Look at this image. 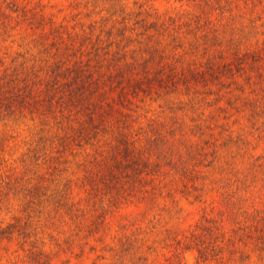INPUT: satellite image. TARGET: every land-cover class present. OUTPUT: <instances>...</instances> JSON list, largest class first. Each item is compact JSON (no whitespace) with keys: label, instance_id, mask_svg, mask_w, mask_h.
<instances>
[{"label":"clouds","instance_id":"obj_1","mask_svg":"<svg viewBox=\"0 0 264 264\" xmlns=\"http://www.w3.org/2000/svg\"><path fill=\"white\" fill-rule=\"evenodd\" d=\"M23 2L54 21L40 30L44 32L61 24L79 32L81 22L85 27L94 22L97 34L102 35L101 27L119 28L123 20L129 26L126 36L133 40L130 49L140 47L142 41L152 36L153 42L159 40L167 47L168 62L179 67L206 63L203 37L212 29L219 30V41L210 51L224 53L225 62L232 60L233 53L244 55L264 48V2ZM137 20L156 23L159 31H145L143 25L136 24ZM30 33L26 23L21 25L3 47L14 52L22 37H27L25 44L33 38ZM194 42L201 47L194 49ZM248 75L253 77L252 81H246ZM222 80L223 84L217 81L208 85L178 81L166 91L132 98L131 138L143 157L158 167L153 170L150 166L135 185L125 184L116 197L93 193L83 184L75 187L70 201L81 213L79 216L74 217L63 208L41 206L33 221L35 234L27 242L19 235L4 241L0 264H26L33 240L39 241L46 252H60L54 264H61L65 258L71 259L72 264H136L144 256L148 258L147 264H241L242 253L246 256L243 264H264V242L260 240L264 237V115L250 118L251 109L245 106L248 100H257L264 106V85L257 83L252 71ZM37 123L35 117H27L0 125L10 135L3 168L5 177L10 179L6 187L0 188V221L4 225L14 223L16 217L24 214L23 202L12 185L21 175L17 158ZM158 135L162 142L153 147L152 141ZM229 137L243 139L239 145L226 144ZM70 156L73 164L69 174L79 180L85 170L82 154ZM98 212L103 213V223L89 236L83 227ZM208 228L211 233L206 231ZM68 236L85 245L82 257L76 258L78 247L62 251L58 246ZM128 238L135 242V247L121 256L120 241ZM93 245L95 251H91Z\"/></svg>","mask_w":264,"mask_h":264},{"label":"rangeland","instance_id":"obj_2","mask_svg":"<svg viewBox=\"0 0 264 264\" xmlns=\"http://www.w3.org/2000/svg\"><path fill=\"white\" fill-rule=\"evenodd\" d=\"M89 1L90 0H87V2ZM18 2L21 5H27L23 0H18ZM77 6L79 5L77 4ZM85 6H87V4ZM87 15L90 16L91 13H88ZM73 19H75V17H73ZM42 24L43 25L37 29L31 28L28 25V29L31 30L30 34L33 38L25 44L23 43V40L27 39V37H22L20 46L14 52L3 47L5 41L1 42L0 57L5 58L4 62H6V64L12 65L13 59L18 61L24 60L27 62L28 66H33L35 70L38 69L39 77L45 80L52 75L51 70H57L59 67L75 68L78 59L84 60L82 64L86 62L88 63L86 59L88 50H84V53H81V51L74 48V46L75 44L76 46H80V43L83 42L82 28H85L88 33L90 31L88 27L90 23L85 27V24L81 22L79 25L81 31L79 32L70 31L68 26L64 24H61L58 27H53L49 32L40 31L46 24H54V21L47 17ZM20 26L21 25L18 27ZM18 27H15L13 31ZM75 27L76 26L74 25L73 28ZM8 37L9 36H7V39ZM208 49L210 48H203V50ZM211 55L214 54L210 53V56ZM206 56L209 58V55ZM215 57L216 56L213 57L214 60L216 59ZM217 59L221 60V57H217ZM128 61L131 62V59L128 58ZM151 63L150 73L152 74L162 73L163 75H166L167 73L169 74L170 71L175 70L177 75H175L173 79L168 80L166 84H160L156 82V80H153L152 84L142 83V88L137 89L132 84H134L136 79L141 77V62L132 64V68L128 69L123 66V64L126 65L124 62L118 63L114 60L108 61L107 59H104L98 64L97 62L92 61V65H96L94 67L92 66L91 71L94 78L97 79V82L95 84H87L90 89H93L90 91V99L87 103L78 104L66 100L69 104L66 105L65 103H61L56 105V100L59 98V93H57V97L53 100V104L51 105L49 104L46 106L42 101L33 103L28 107H21L19 105L12 115L4 117L5 119H0V125L5 126L9 121L16 123L27 117H35L37 119L38 123L29 132V135L26 138L25 143L27 146L20 152L17 158V162L21 168V175L19 177L23 178L25 184H28L30 187L39 184H48L51 191L56 192L52 197H43L41 203L34 201V206H28L27 200L29 198L28 196L31 194L26 196L24 193H19L14 190L23 202L22 212L24 213L15 219H19L21 222L28 221V227L24 234L19 235L18 233H15L12 239L14 236L19 235L25 242H27L29 238L35 234L33 221L35 216L39 215V209L41 206H51L55 210L63 208L60 205L63 193L69 194L72 188L86 184V181L83 180V178L86 174L87 168L97 170L101 165L106 166L103 164L104 161H106L109 166L113 164L112 159L116 157L118 139L126 132V135L131 138L130 129L133 115L132 112L129 111V106L132 98L147 97L174 87L178 81H182V74L184 72L186 73L190 66H194L193 64H187L184 67H179L176 64L168 62L167 49L164 57L157 56ZM204 64L194 67L197 69H203ZM162 66L164 67L161 69ZM119 67H122L120 70H124V87L117 83L119 77L117 72L119 71ZM109 73L113 78H111V80L108 79L107 81H102L108 78L107 75H110ZM69 74L71 75V72ZM69 74H66L65 76H69ZM225 77L232 78L230 76ZM256 77L257 83L264 85V79L262 80L259 76ZM33 78L36 79L35 77ZM60 79L62 82L64 81L63 78ZM100 81L102 82L100 83ZM246 81H252V77L250 80ZM215 82L217 81H209L208 83H205L203 80L193 81L194 84L204 85ZM34 83L38 82L34 81ZM39 87L45 88V83L42 81V85H39ZM240 87L242 88V86ZM64 94H66L65 91ZM41 96H43V94L33 91L29 100H39ZM237 99H239V97H237ZM229 103L231 104L233 101L230 100ZM256 104L257 100L245 101V106L250 109ZM49 108H54V112L52 113V111H49ZM54 114L56 115L54 116ZM81 126L85 128L88 127L89 130L80 134L78 127ZM242 139V137H237L233 140L229 137L225 143H236L239 145ZM132 142L134 144L133 146H135L134 141ZM161 142L162 137L158 135L152 141L153 147H159ZM9 143V133L4 130V127H0V186L3 187H6L5 181L8 180L3 173V168L7 163ZM73 153L82 154L81 163L85 170L79 180L73 179L69 174V168L73 164L70 154ZM96 157L100 159L99 164L96 163ZM94 163L98 165L97 169L95 168ZM25 177H27V179H25ZM125 184L128 185L127 181L120 182V188L122 190H124ZM131 186L132 185H130V187ZM91 191L93 193L97 192L96 190ZM119 194L114 195V197ZM30 203H32V201ZM2 205L3 201L0 200V206ZM67 212L71 213L74 217L81 215L78 210H70ZM102 223L103 213L98 212L90 223L84 225L83 231L89 236L93 235L100 229ZM7 225H4L3 222L0 221V229L5 228ZM6 240L9 239L6 237H0V248L4 247L3 242ZM21 246H23V244ZM58 246L62 251H72L78 247L79 252L76 253L77 259L85 254V245L79 243L73 238V236L66 237L63 244H59ZM134 247L135 242L131 238L122 239L120 241V255L123 256L130 252ZM95 250V245H93L91 251ZM59 256L60 252H46L40 246L39 241L33 240L31 242V248L28 250L26 264H54V261ZM147 259L146 256L139 257L136 260V264H147ZM245 259L246 256L242 253L240 257L241 264H243ZM61 264H72V260L65 258L61 261Z\"/></svg>","mask_w":264,"mask_h":264},{"label":"trees","instance_id":"obj_3","mask_svg":"<svg viewBox=\"0 0 264 264\" xmlns=\"http://www.w3.org/2000/svg\"><path fill=\"white\" fill-rule=\"evenodd\" d=\"M89 2H96V0H90ZM216 2L220 3L221 0H216ZM225 2L231 3L232 0H225ZM258 2H264V0H252L254 5ZM125 19L127 18L125 17ZM45 20V16L36 12L35 9H29L27 5H21L18 0H0V45L2 41H6L7 36L12 34L15 27L26 23L31 28L37 29L43 25L42 23ZM106 22L105 20L104 23ZM120 23L122 26L119 28L115 25L107 29L101 27L100 33L102 35L97 34V25L94 22L90 23L88 26L90 29L88 33L85 28H82L83 42L80 43V46H76V44L75 46L73 44V46L80 50L81 53H84V50H88V55L86 56L88 63L82 64L84 60L78 59L75 68L56 67L57 70H51L52 75L45 80L39 77V70H35L33 66H28L26 61L13 59L12 65H8L4 62L5 58L0 57V119H5L4 117L12 115L19 105L21 107H28L40 101L45 103L46 106L49 104L51 105L53 104V100L56 99L57 93H59V98L56 100V105L61 103L67 105L69 102L78 104L87 103L90 99V91L93 90L90 89L87 84H95L97 82V79L94 78L91 71L92 66L94 67L96 65H92V61L98 64L104 59L108 61L114 60L118 63L124 62L126 65L123 64V66L128 69L132 68V64L141 62V77L136 79L134 84H132L137 89L142 88V83L152 84L153 80H156V82L160 84H166L168 80L173 79L174 76L177 75L175 70L170 71L169 74L167 73L166 75L162 73H150L151 62L156 59L157 56L164 57L167 47L159 40L153 42L152 36H148L146 41L141 42L140 47L130 49L129 45L133 43V40L131 37L126 36V33L129 31V26L124 23L123 20ZM206 23H210V21ZM136 24L143 25L145 31L149 28L159 31V26L156 23L147 24L145 21L137 20ZM197 26H200L199 20H197ZM218 31V29H212L210 33L205 34L203 37L204 48L208 47L211 49L212 46L218 43ZM141 35H143V33H141ZM173 40L176 41L177 38L173 37ZM113 45H115V47H113ZM192 47L194 49H199L201 46L194 42ZM210 49L203 50L204 55H209L208 61L204 64L203 69L190 66L188 71L182 74V82L184 84H192L193 81L197 80H203L205 83L209 81H221V83H223L222 76H230L233 78L237 73L244 75L249 71L255 72L256 76H259L262 80L264 79V48L253 49L246 52L244 55L233 53V58L230 62H225L224 53L211 52ZM210 53L214 55L210 56ZM214 56H216L215 60L213 59ZM217 57H221V60H218ZM128 58L131 59V62L128 61ZM163 67L164 66H162L161 69ZM172 68L175 69L174 67ZM120 69H122V67H119V71L117 72L119 76L117 83L124 87V70ZM70 72L71 75L69 74ZM66 74H69L71 77L65 76ZM107 77L108 78L102 81L111 80V78H113L111 74L107 75ZM251 77V75L246 76V80H250ZM60 78H63L64 81L62 82ZM34 81L38 83H34ZM42 81L45 83V88L39 87V85H42ZM102 81H100V83ZM33 91L39 94L41 93L43 96H41L39 100H29ZM64 91L66 94H64ZM53 109L54 108H49V111L53 113ZM251 113L250 118L264 115V106H261L259 101H257V104L252 107ZM55 115L56 114H54V116ZM78 129L80 130V134L89 130L88 127L85 128L83 126L78 127ZM126 133H123V136L118 139L116 157L112 159V165L109 166L106 161H104L103 164L106 166L101 165L98 168V165L94 163L95 168H98L97 170H92L90 168L86 169L83 180L86 181L85 185L91 190H96L97 192L105 194H113L114 196L122 191L120 188L121 181H127L129 186H133L136 184L143 171L150 166L153 170L158 167V165H151L150 162L143 157L136 146H133L132 138L126 135ZM99 162L100 159L96 157V163L99 164ZM9 179L10 178L5 181L6 186ZM12 187L13 190L24 193L26 196L31 194L28 196V206H34V201L41 203L43 197H52V195L56 193L51 191L48 184H39L30 187L28 184H25L24 179L21 177H17ZM0 188H3V186H0ZM73 190L74 188L71 189L69 194L63 193L62 195L60 205L65 211L76 210L70 201ZM31 201L32 203H30ZM15 220V223H10L5 228L0 229V237H6L11 240L15 233L19 235L25 233L28 227V221L21 222L19 219ZM206 231L211 233L212 229L208 228ZM260 240H264V237H261Z\"/></svg>","mask_w":264,"mask_h":264}]
</instances>
